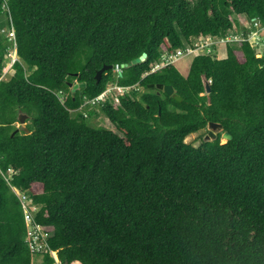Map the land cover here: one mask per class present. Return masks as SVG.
Returning <instances> with one entry per match:
<instances>
[{
	"label": "trees",
	"instance_id": "obj_1",
	"mask_svg": "<svg viewBox=\"0 0 264 264\" xmlns=\"http://www.w3.org/2000/svg\"><path fill=\"white\" fill-rule=\"evenodd\" d=\"M232 13L264 27V0H0V264H35L15 190L61 264H264V52L239 26L225 58L155 69L194 38L230 37ZM109 84L129 89L94 104L112 129L91 126L86 102ZM210 123L232 139L185 141Z\"/></svg>",
	"mask_w": 264,
	"mask_h": 264
},
{
	"label": "built area",
	"instance_id": "obj_2",
	"mask_svg": "<svg viewBox=\"0 0 264 264\" xmlns=\"http://www.w3.org/2000/svg\"><path fill=\"white\" fill-rule=\"evenodd\" d=\"M254 25L255 27H257L258 23H255ZM259 28H258V33L261 31L259 30ZM8 35H9L10 40L12 41L15 40L14 29H11ZM233 40L238 41V39L233 36H230L228 38H222L218 36L216 37L215 36H203V37L195 38L192 41V45H189L188 47L184 49L178 50L175 54L166 53L164 56L165 60L163 64L157 65L155 69H159L163 66L174 63L178 59L185 57V56H198L202 54H211L213 52H218L217 47L219 45L223 44L226 46L228 43H230ZM259 40L260 39H258V43H259ZM262 44H264V41L262 42ZM14 49H15L14 51L16 52V43H14ZM10 58L12 59L11 65L13 66L16 58L12 56L11 54H10ZM120 70L121 68L117 65L115 67V71L118 72ZM117 89L121 93L127 90V88H117ZM102 97L103 96H101V98ZM98 100L99 99L88 101L86 102V104L94 105ZM115 100L116 102H118L117 98ZM15 192L21 199V205L23 208L24 219L26 223L25 243L27 244V247L30 251L31 259L33 260V262L35 261V257L36 258L40 257L41 259H43L44 255L47 252H50L53 255V257L57 259L56 256H54L55 255L54 251L50 249V245H49V239L53 235V229L51 227H47L43 224L38 223L35 219L36 213L39 210V206L33 202V199H31L30 196H27L26 194L21 193L18 190H15Z\"/></svg>",
	"mask_w": 264,
	"mask_h": 264
},
{
	"label": "rangeland",
	"instance_id": "obj_3",
	"mask_svg": "<svg viewBox=\"0 0 264 264\" xmlns=\"http://www.w3.org/2000/svg\"><path fill=\"white\" fill-rule=\"evenodd\" d=\"M231 18L234 21V24L236 23V25H235V27L232 30L228 31L227 34H229L230 36L236 37L238 39V41L233 40L230 43L233 44V43H236V42H241L243 40L242 32L246 29V30L250 31L249 41L255 47L257 53L264 52V44H261L262 43V39H264V27L261 26L260 22L257 19H253L252 21H250L245 16L237 15L235 13L231 14ZM237 22H238L239 25L237 24ZM252 22L254 24L258 23V26L256 27V29H254ZM239 26H242L245 29L244 30H242V29L240 30ZM1 28H2L1 31L7 36L8 32H9L8 25L6 23H3L1 25ZM258 28H259V30L263 29V31L261 30L258 33ZM258 39H260L259 43H258ZM236 44H238V43H236ZM217 48H218V52L215 53V54L218 55L219 58H225L226 55H227V47L225 45L221 44ZM11 55L14 56L17 59L15 51L11 52ZM193 59H194V56L183 57V58L179 59L174 65L184 76H186V74L189 71V68H190V65H191ZM11 62H12V60L9 57V59L7 60V65H6L5 69H4V74H3L4 78L5 77L9 78L10 75L14 74V70L11 67L12 66ZM75 85H79V84L75 83ZM75 85L72 86V89L74 88ZM107 91H108V93L106 94L105 98H109V97L112 98L113 97L114 100H115V98L118 97L119 94H121V92H119V90L116 88V85H114V84H109V86L107 87ZM112 92L114 94H111ZM100 99H101V97H100ZM115 102H116V100H115ZM116 103H118V102H116ZM94 109L97 112V117L92 119V121H89V124L91 126H95L97 128L112 129L111 125L109 124V122L107 120V117L101 111L100 107L98 105H96V106H94ZM210 130H212L216 134H220L221 143L222 144L227 142V139L222 137V135L224 133L223 131H217V130H214V129L209 128V127H207V129L202 130V131H200L198 133H193V134L189 135L185 139V141L187 143H190L193 146L197 147V146H199L201 144L202 140H206V141L215 140L214 137L209 134ZM57 255L58 254L56 252L55 256H57ZM35 264H42L40 257L39 258L35 257ZM56 264H61V262L56 260Z\"/></svg>",
	"mask_w": 264,
	"mask_h": 264
},
{
	"label": "water",
	"instance_id": "obj_4",
	"mask_svg": "<svg viewBox=\"0 0 264 264\" xmlns=\"http://www.w3.org/2000/svg\"><path fill=\"white\" fill-rule=\"evenodd\" d=\"M145 59H146V54L142 55V56H141L140 58H138V59H134V60L128 62L127 64H122V65H119V66H120V68L130 67V66H133V65L137 64L138 62H142V61H144ZM109 69H113V66H104L102 69H100V70L97 72V74H96V79H97V81H100V79H101L102 76H103V73H104L105 71L109 70ZM204 83H205L206 92H207V93H210V91H211V85H210V81H208V80L206 79V77H204ZM82 86H83V84H82ZM154 86H155V85H153L152 87H154ZM78 88H79V85H75V86H74V88H73V96L75 95V91H76ZM157 88H158L159 90H163V91H165L168 95L173 96L174 99H176L177 101H179V102L182 101V98L179 97V96H177V95L175 94V92H174V88H173L172 86H170V85H165V86H164V85H157ZM25 121H26V116H25V115H21V116H20V123L23 125V124H25ZM208 127H209V128H212V129H214V130H217V131H223V126H222V124H218V123H210V124L208 125ZM27 132L29 133L28 130H27ZM209 134H210L211 136H213L214 139L217 138V134L214 133L212 130L209 131ZM222 137L226 138L227 141L230 140V139H232V136H231L230 133H228V132H224L223 135H222Z\"/></svg>",
	"mask_w": 264,
	"mask_h": 264
},
{
	"label": "clouds",
	"instance_id": "obj_5",
	"mask_svg": "<svg viewBox=\"0 0 264 264\" xmlns=\"http://www.w3.org/2000/svg\"><path fill=\"white\" fill-rule=\"evenodd\" d=\"M8 36H9V35H8ZM194 39H195V38H194ZM192 41H193V40H192ZM14 50H15V49H13L12 52H14ZM217 50H218V49H217ZM177 51H178V50H177ZM166 53H168V52H166ZM166 53H165V54H166ZM213 53H217V52H213ZM10 54H11V53H10ZM15 54H16V57H17V59H18V56H17V49H16ZM165 54H164V56H165ZM169 54H175V53H169ZM211 54H212V53H211ZM202 55H203V54H202ZM9 57H10V56H9ZM185 57H187V56H185ZM194 57H195V56H194ZM182 58H183V57H182ZM17 59L15 60V62L17 61ZM180 59H181V58H180ZM11 60H12V59H11ZM178 60H179V59H178ZM178 60H177V61H178ZM177 61H175L174 63H176ZM15 62H14V63H15ZM162 64H163V63H162ZM171 64H173V63H171ZM118 66H119V65H118ZM119 67H120V66H119ZM116 88H123V87H118V86H116ZM128 89H129V88H127V90H128ZM125 91H126V90H125ZM125 91H124V92H125ZM124 92H123V93H124ZM107 93H108V91H106L105 93H103L102 95H100L97 99L100 100V97H101V96H103L102 98H104V97L106 96ZM123 93H121V94H123ZM102 98H101V99H102ZM97 99H95V100H97ZM115 99H116V98H115ZM117 99H118V97H117ZM118 102H119V100H118ZM96 103H97V102H96ZM90 105H92V104H90ZM93 106H94V105H93ZM51 250H52V249H51ZM52 251H53V250H52ZM56 252H57V251H54V253H56ZM57 254H58V253H57ZM51 255H52V254H51ZM54 256H55V255H54ZM37 258H39V257H37ZM56 258H57V259H55V257H54L55 260H57V261L60 262V260H59V258H58V255L56 256ZM42 262H43V259H41V263H42Z\"/></svg>",
	"mask_w": 264,
	"mask_h": 264
}]
</instances>
